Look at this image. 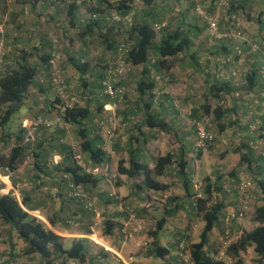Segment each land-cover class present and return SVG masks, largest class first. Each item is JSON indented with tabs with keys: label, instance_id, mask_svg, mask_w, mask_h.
I'll list each match as a JSON object with an SVG mask.
<instances>
[{
	"label": "trees",
	"instance_id": "trees-1",
	"mask_svg": "<svg viewBox=\"0 0 264 264\" xmlns=\"http://www.w3.org/2000/svg\"><path fill=\"white\" fill-rule=\"evenodd\" d=\"M0 1L2 2V10L5 13L7 11L6 1ZM140 1L143 6L142 16L138 20H135L134 23L130 24V26H127L128 23L111 20L110 17L104 16L103 12L107 9L110 11L113 9V12L121 17L130 16L132 13L134 15V0H119L116 3H111L108 0H98L97 5L93 9L92 6L87 9L91 15H88L81 21L77 16L79 6L76 5L75 2L70 3L66 9L67 24L69 27H76L78 25L79 29L76 35L85 46L89 41H94V39H96L103 45L105 50L111 51L115 55L118 53L119 46L121 44L125 45L126 52L124 54V60L132 66H142V71L136 79L138 102L133 105L134 113L142 115L141 123L137 128L138 133H140L139 129L142 126L149 130L169 133L172 129L165 121V116L160 114V111L157 112L158 109L167 106L162 103V101L156 103L154 100V89L157 87V82L155 77L151 74V71H161L168 63V59L186 53L193 44V40L189 36L190 33H194V31L203 32L207 27L194 12V15H191V17L194 18L195 16L194 21L202 23L203 29L199 28V23H195L196 25L194 24V26L183 24L188 17L186 16V12H189L188 9H191V7L192 9L194 8V3L192 1L189 3L190 8H188L186 12L174 14L177 19L173 24L170 22L163 24L162 19L174 11L173 7L175 5L179 6L178 3H173L174 0L165 2L161 0V2H164L162 8H164L165 12L159 11L160 6L156 4L157 0ZM14 2L20 10L16 13L11 11L9 14L10 19H6V22L3 23L5 33L0 34V39L4 38V41L8 40V36L11 32H17L19 34L23 28L22 23L18 20L19 16L24 14L25 8L29 7L31 10H35L40 0H14ZM170 2L172 4H169ZM229 2L233 8L234 1L229 0ZM209 3H211V0ZM54 4L53 2H49L41 5L43 9H46L50 6H55ZM205 4L206 0H203L201 5L208 8L209 6L207 7ZM84 6L85 4H83L82 7ZM56 12L59 13V9L56 8ZM109 16L111 15L109 14ZM136 16H138V12L135 14V17ZM155 24L161 26L160 30L154 29ZM10 47L13 52H10ZM46 47L45 44L41 43L40 45L39 43V45L33 47V49H29L27 45L18 47L16 43L10 44L6 42L4 48L5 52L0 54V67L2 64V68H0V130L2 134L0 135V144L3 142L6 145L11 140L13 141L11 143L13 147L10 148L8 155L3 153L2 150L0 151V166L8 167L12 172L17 170L18 164L22 163L25 158L30 156L33 157L35 159V164L40 160H37L40 156L35 153L37 145L33 144L34 140L25 142L26 123L21 124L22 127H20V130L13 134H11L9 130H5V125L8 124L13 114L19 111L24 105L27 93L31 88L34 87L38 88L40 91H44L43 84L36 82V77L42 71L46 72L50 69L49 59L53 49L46 51ZM217 52L218 48L214 47V52L212 53L217 54ZM34 55H36V58H34L35 62L29 59ZM191 56L195 60V67H197V59L195 56ZM69 61L73 69L76 70L81 77V86L87 88V78L92 77V75L89 74L90 64L85 62L81 57H79V59L69 57ZM106 69L105 67L106 72L102 71L98 75H95V79L98 82L97 87L101 93H103L102 82L108 78ZM109 79H111V77ZM258 79L259 77L256 78L255 72L251 71L246 76V85H244L243 88L241 87V89L245 92L253 89L263 91L264 84H261V82L258 83ZM49 82L51 83L50 75ZM110 82L115 91V97L104 94V99L106 101H109L110 98L118 97L119 91H117V88L123 85L122 80L115 82L111 79ZM207 85L208 92L213 93V97L217 101L215 106L211 108L210 100H205L203 106H201L202 109L207 115L211 113L213 120H215L217 124L218 132H223L229 125L236 127L237 135L240 136V143L233 149V155L237 158L231 170L216 174L214 180L206 176L202 179L200 191L194 192L192 187L194 185L193 177L195 173L190 171V163L185 157L184 149L176 155L178 156L176 168H173V164L176 163L173 162L175 158L173 152H168L164 156H159L153 168H150L146 162L141 160L140 154L142 153L134 148L130 150L129 166L126 167L121 160L117 172L119 175L127 176L137 190L167 191L169 186L155 179V177L164 176L166 172L171 173L174 179L181 183L184 196L180 198L173 197L163 208L161 215L153 219L155 225L147 232L150 236L154 238L157 237L160 232H163L168 219L176 217L179 211L186 210L187 216L190 219L192 216H197L202 220L204 226L198 236L199 240L197 242L190 241L192 229H188V224L184 231L180 229L176 235V246L171 255L169 247L161 246L155 241L150 244V255L156 258L168 257L172 263L177 262L176 264H224V262H226V260H224V262L222 261L227 254H223L222 257L218 258V248H215V250H207L209 235L221 219L223 223L221 231L224 234V232L228 230L230 236L233 237V234L236 233L233 226L238 219H232L228 223H225L227 214L224 204L222 200L215 201L213 199L216 197L215 194L223 192L222 190L225 189V183H228L229 186H233L236 183L240 184V182L243 181V176H251V182L249 184L252 185L253 188L255 187L254 198L258 197L257 200L260 201V204L255 208L257 226L251 231H241L237 240L230 244L226 250L229 251V254L232 253V256L236 258L234 264H241L240 253L253 248V252L256 256L254 264H264V147L261 148L256 142V139L252 137L255 136L257 139L264 138V127L262 126L264 124V116L261 117L262 119L259 118L260 124L258 128L254 131H250V125L255 119L254 114L260 110V107L248 109L244 105L245 100H240L239 103L235 100L232 102L231 107L220 106L219 101L223 99L222 96L226 93L232 94V88L229 85L220 86L218 84H213L210 86L208 84V78ZM165 100L169 101L167 99ZM103 104H105V102L97 103L95 111L100 112L103 108ZM62 105L63 102L60 100V97L56 96L50 106L57 110V114L61 116L64 124L77 127L76 133L80 139V150L84 154V159H87L91 163V168L94 169L101 166L107 160V152L103 148L104 142L99 136L91 138L87 128V125L90 123L92 124L93 107H91L88 102H86L84 106H79L74 103L73 106L67 107L64 112H61ZM155 108L157 109L155 110ZM50 110L51 109L48 107V111ZM128 114L129 112L126 111L124 116L128 117ZM232 115L235 117L234 121H232ZM248 117L252 118L250 122L246 119ZM228 121H230V124ZM39 128H44V130L48 129L43 126ZM206 129H209V125ZM60 137V135L49 137L52 141L58 142L62 150L65 151L66 157H68V162L58 167L61 169V178L58 184L63 186L67 195L69 193V183L83 186L86 190L90 187H96L98 182L101 181L100 176L88 173L85 168L81 167L79 161L75 160L71 157L72 155L69 154L70 149L59 143ZM42 139L43 138H40V140ZM46 139L47 137L44 138L45 141ZM40 140L37 142L40 143ZM201 151L202 150L199 149V152H197L196 159L201 157ZM254 154L261 159L259 163H257ZM170 166H172V169L168 168ZM64 174L68 175V178L64 179L62 176ZM10 179L13 183L12 185L15 187L16 181L13 177ZM30 179L34 181L33 178ZM1 186V189L5 187L4 184H1ZM31 201L28 193L25 192L21 193L20 201L12 195L11 191L0 193V223L3 225L10 224L14 227L17 236L24 243L22 254L24 256L39 255L47 264H52L53 258H62V264L68 260L76 264H83L89 257L85 240L75 239L72 241L69 248H64L62 238L49 229L42 220L32 215L33 211H39V209L37 205L33 206ZM78 201L80 202V200ZM83 206L86 211L90 212L87 213L84 211V214L92 215L90 209L86 205ZM235 214H237V212ZM47 221L50 226H54L55 223L51 218ZM111 225L112 224H109V222H106L104 229L105 234L111 232ZM182 241H184L185 245L184 248L180 250L178 246ZM182 255L189 258L188 262L181 259ZM215 257H217L218 260H216Z\"/></svg>",
	"mask_w": 264,
	"mask_h": 264
},
{
	"label": "rangeland",
	"instance_id": "rangeland-1",
	"mask_svg": "<svg viewBox=\"0 0 264 264\" xmlns=\"http://www.w3.org/2000/svg\"><path fill=\"white\" fill-rule=\"evenodd\" d=\"M5 1L7 6V11L5 13L2 10V2L0 1V34L5 33V27L3 23L6 22V19H10L9 14L11 11L16 13L20 10L14 0ZM97 1L98 0H40V3L35 10H31L29 7L25 8L24 14L18 18V20L23 25L22 30L19 32V34L17 32H11L7 41H4V38L0 39V54L5 52L4 48L6 42L10 44L16 43L18 47H21V45H27V48L29 49H33V47L39 45V43L40 45L43 43L45 46H47L46 51L53 49L57 53V74L55 72V76L59 77L65 82V100H69V98H71L73 100L70 102L71 106H73L74 103L79 106H84L86 102L90 103V106L93 107L94 119L92 118V122L96 128L95 134L102 138L104 142V150L106 152L109 151L113 144H117V147L119 146L121 149L119 153L113 155L112 158L110 157L108 162L106 160L101 166H99L100 168L96 175L104 178V180H102L103 182L99 181L101 185L98 188L106 192H110L112 194V200L117 201L113 207H119L123 210H126L128 220L135 222L136 217L134 218V216L139 214V211L145 207H140L142 204L139 203L131 204L130 202L129 204L128 197H124L127 193L123 194V197L118 196L117 194L115 195L117 182L121 181L117 172L119 162L122 160V163L126 167L129 166L128 162L131 155V149L135 148L137 151L139 150V152L142 153L140 154L142 161L146 162L150 168H153L155 161L159 156H164L168 152H173L175 156L173 162H176L173 164V168H176L178 158L176 155L184 149L185 157L190 163V171L195 173V176L193 177L194 185L192 188L194 192H197L200 191V184L202 179H204L206 176L210 177L211 180H214L216 174L227 172L235 165L237 157L233 155V149L240 143V136L237 135L236 127L229 125L223 132H218L217 124L215 120H213L211 113L207 115L201 107L203 106L205 100H210L211 108L215 106L217 101L213 97V93L208 92L207 77L204 71L207 57L211 54L214 55L212 52H214V47L216 48L217 46L207 38V29L203 32L194 31V33H190L189 36L192 38L193 44L191 47H189L186 53H182L175 58L168 59V63L166 66H164L166 68L163 67L161 71H151V74L155 77L157 82V87L154 89L156 103L162 101V103L167 106L166 108H168L169 112L171 110H177L176 118L165 116V121L169 124L172 131L166 133L158 130H149L142 126L139 129L140 133H138L137 128L141 123L142 115L133 114L129 117H126L124 116V113L126 111L133 112V105L134 103L136 104L138 102L136 79L142 71V66H132L130 63H127V61L124 60V55L119 58L118 53L114 55V53L111 51L105 50L103 45L96 39H94V41H89L86 46L83 45L82 41L76 35L79 29L78 25L76 27H69L67 24L66 9L70 3L75 2L76 5L79 6L77 16L81 21L84 20V18H86L88 15H91L87 9L90 6H92L93 9L97 5ZM108 1L111 3H116L119 0ZM165 1L169 0H164V2ZM174 1L173 3H178L180 7L175 5L173 7L175 13L173 11L168 14V16H165L162 19L163 24H166L167 22L173 24L177 19L174 14H181L190 8V0ZM49 2L55 3V6H50L49 8L43 9L41 4H47ZM209 2L210 0H206L205 6L207 5L208 7ZM83 4H85L84 7H82ZM169 4L172 3L170 2ZM261 6L263 7L262 9H264V0ZM133 7V12L135 14L138 12V16L135 17V14L133 15L132 13L129 16V20L127 21V26H130V24L134 23L135 20H138L142 16L143 6L141 1L134 0ZM56 8L59 9V13L56 12ZM188 10L189 12H186V16L188 17L183 24H190V26H194L195 23H199V28H202V23L194 21L195 16L194 18L191 17V15H194L192 7ZM113 11V9L111 11L109 9L105 10L103 12L104 16L110 17L109 14L111 15ZM252 31L253 33L256 32L254 30ZM255 34L256 36H259L257 35L258 33ZM10 52H13L11 47ZM191 55L195 56L197 59V67H195V60ZM35 56L36 55L29 59L35 62ZM69 57L75 59H79V57H81L85 60V62L90 64L91 70L89 69V74H91L92 77L87 78V88H83L81 86V77L76 72V70L73 69L69 61ZM105 67L107 68L108 81H111V79H113L115 82L120 80L123 81V85L117 88V91L120 92L119 96L116 98H110L109 101L104 99V92L102 91L103 93H101V91L98 89V82L95 79V75L105 71ZM0 68H2V64ZM52 73H54V71L52 70L51 72V70L48 69L46 72L42 71L39 75H37L36 82L43 84L44 91H40L38 88L34 87L31 88L27 93V98L24 105L19 111L13 114L8 124L5 125V130H9V132L13 134L20 130V127H22L21 124L32 121L37 117H42L47 120H54L59 116L60 120L57 121V123L51 128L47 129V133H42L39 130L40 128H38L37 132H35L33 135V144L38 145L37 141H39L40 138L47 137L46 141L51 145L53 144L54 147L59 150L61 147L59 146L58 142L52 141V139L49 137L51 134H56V129H63L66 131V134L64 138L59 140V143L70 149L69 154L72 155L71 157L74 159L79 157L78 160L81 167L85 168V170H91V163L87 159H84V154L80 150V139L76 133L77 127L74 125L64 124L61 116L57 114V110L49 106L54 101V98L58 96L57 88L49 82V75L51 76ZM110 77L111 79H109ZM158 92L159 94H157ZM162 98H164V100ZM165 99L169 101H166ZM103 102H105V104H103L102 110L100 112H96V104ZM48 107L51 109L50 111H48ZM231 117H233L232 121H234L235 117L233 115ZM246 119L248 122L252 120V118L249 117ZM228 123L230 124V121H228ZM196 124H199L205 128L209 125L207 132L211 136V139L205 143V147L202 149V155L199 157V159H196ZM51 131L52 133L50 134ZM142 134L144 135L142 136ZM0 135H2L1 130ZM12 142L13 141L11 140L9 142L10 144L8 143L5 145L3 142L0 144V149L6 155H8V152L12 147ZM56 164L59 165V163ZM36 166L35 159L30 156L25 158L22 163L18 164L17 170L13 172L12 176L16 181L15 187H18L20 194L22 192L27 193L28 191L35 189V184L30 178H33L31 174L33 173V170H35ZM50 166L54 167L55 164L52 163ZM171 167L172 166L168 168L172 169ZM54 172L56 176V183H59L61 178V169L58 168ZM155 179H157V181L160 183L169 186L167 191H160L157 193V202H159V205L155 203L157 209L160 207L162 208L165 205L164 202L167 204V202H169L173 197L180 198L184 196V190L181 186V183L176 181L171 173L166 172L164 176L155 177ZM250 179L251 176L249 175L243 176L242 182L250 183ZM38 180L39 181L36 183L39 185L37 186H41V183H43L42 178L40 177ZM126 180L127 182H131L127 176H125V181ZM1 184L3 183H0V189L2 188ZM45 186L42 184L39 192L36 193L39 199L38 202L41 204L45 201L44 195L46 193L43 189ZM254 188L252 185L245 186L244 184V186L241 187L238 183L233 186H229L228 183H225V189L222 190L223 192L215 194L216 197L213 200H222L227 215L234 214L238 212L240 208L245 207V213L243 218L240 219V222H244L248 227L250 225L249 222H251L255 208L258 206L257 200L254 198ZM79 190L83 195V200L82 198H72L70 192L68 195H64L67 200L74 201L78 205L74 208L75 212H72L71 210L69 214L63 213V217H65L64 220L66 221L67 219V225L71 226V228L73 227V230H78L80 227V219H82L83 225H88L89 223L91 226L89 239L92 241V243H94L93 240H95L98 243L103 244V241L96 237L95 233L100 231L104 234L106 222H110L108 216H103L104 214L101 216L96 215L101 206H98L95 203V196L92 194L93 188L90 187L86 190V188L80 186ZM8 191L9 186H5L0 190V193H7ZM146 198L148 197L146 196ZM78 200H80V202ZM143 200H145V198H143ZM149 200L153 201L152 197H150ZM83 205H86L90 209L92 215L87 214V217L82 216V213H85L84 211H86ZM103 206H105V204ZM76 210L79 212L76 213ZM86 212L90 213L88 211ZM161 213L162 210L157 212V217H159ZM35 214L39 217L36 215L34 216L42 220L49 228L47 220L51 218V214H47V212L44 210H41L39 214ZM175 218L178 220L176 225L178 223V227H182L181 230L183 231L189 224L188 229H192L190 234L191 242L194 240H199V232H201L203 229L202 228L200 231V228H198L197 222L202 221L200 218L192 216L190 219L187 216L186 210L180 211L178 217ZM124 220L127 219L124 217ZM175 221L176 220L173 222L175 223ZM154 225V222L150 221L148 223L147 229H144V227H139V225H132L134 229L125 230L124 236H126L127 240H133L135 237L137 238V235H140V233L145 234V231L148 232V230ZM166 227L167 226H165L163 231H167ZM179 230L176 232V235L178 234ZM117 231L118 230H116V232ZM192 233L197 235L193 237ZM128 235H130L129 238ZM221 238H224L223 232L221 235H219V242ZM237 238L238 232L233 234V237L231 236V241L229 244L234 243ZM144 240V242L148 243L146 238H144ZM23 247L24 243L17 236L14 227L10 224L3 225L0 223V264H47L45 260H43L39 255L24 256L22 254ZM66 247H69V244H67ZM223 253L227 254V256L222 262L226 260V264L235 263L236 258L232 256V253L229 254V251H227L225 247H223ZM240 255L243 256L241 258V264H254V252L251 248L246 252H241ZM62 261V258H53L52 264H62ZM72 263L73 262L71 260H68L65 261L64 264Z\"/></svg>",
	"mask_w": 264,
	"mask_h": 264
},
{
	"label": "crops",
	"instance_id": "crops-1",
	"mask_svg": "<svg viewBox=\"0 0 264 264\" xmlns=\"http://www.w3.org/2000/svg\"><path fill=\"white\" fill-rule=\"evenodd\" d=\"M233 1L239 9H242L243 11L246 12L247 16H252V21H255V18H254L255 16H261L264 21V9H262L263 7L261 6L263 3V0H233ZM160 2L161 0L156 1V4L160 6L159 11L165 12L164 8H162V4H164V2H161V4ZM254 31L256 32L252 34L253 37L255 36V37L260 38L261 35H263L264 37V22H259L258 28L256 29L254 28ZM255 33H258L257 35L259 36H256ZM157 94H159V92ZM164 98L162 99L164 100ZM154 100L156 101V98H154ZM156 109L157 108H155V110ZM157 112H159L163 116H169L171 118L177 117V110H171L169 112L168 108L166 107L158 109ZM133 114H135L134 111L132 113L129 112L128 117ZM93 117L94 116H92V118ZM262 126L264 127V124ZM87 128L90 132L89 135L91 138L98 136L97 134H95L96 128L93 122L92 124L90 123L89 125H87ZM40 131L44 133L47 130H44L42 128L40 129ZM55 131L59 133V134L56 133V135L58 136L60 135L61 136L60 138L65 137V134H66L65 130L59 128V129H56ZM51 133L52 131L50 132V134ZM56 135L52 134L51 136L54 137ZM252 137L256 139V142L259 144L261 148L264 147V138L257 139L255 136H252ZM52 145L46 142L43 138L42 140H40V143H38L37 147L35 148V153H37L40 156V158L37 159V160L40 159L39 162L36 164L37 168H35V170H33V173L31 174V176L34 179L33 182L35 184V189L28 191L27 193L30 199L32 200L31 203L33 204V206L37 205L39 209V211H33L32 212L33 215H36L35 213L39 214L41 210H44L45 212H47V214H51V219L54 221L55 224L53 227L49 225V229H51L53 232H55L57 235H59L62 238V244L64 248H69L71 246L72 241L75 238L85 240V243L87 244V249H88L87 253L89 257L86 259V261L83 264H176L177 263V262L172 263L171 260L168 259V257L156 258L150 255V251H149L150 244L153 241H155L159 243L161 246L169 247L170 255H171L172 251L174 250L176 246V238H175L176 232L182 228V227H178V223L176 225V222H178V220L175 217L168 219L167 224H166L167 231L161 232L160 234H158L159 236L157 235V237L155 238L150 236L146 231L144 232L145 234L140 233V235H137L138 236L137 238L135 237L133 240L130 239L131 241L127 240L126 236H124L125 230L134 229L132 225H139V227H144V229H147L149 221L154 222L153 219L157 217L156 213L163 210V207H165L168 204V202L167 204L164 202L165 205L162 208L160 207L157 209V207L155 206V203L159 205V202H157L158 198L156 196H157V193H159L160 191L135 190L132 182L130 181L127 182V180L125 181V175L118 174V177L121 181L117 182V188H116L115 195L117 194L118 196L123 197L124 196L123 194L127 193L125 194L124 197H128L129 204L130 202L131 204L139 203V204H142L140 207L142 206L145 207L139 211V214L141 216L139 214L136 215L135 222L128 220L126 210H123L122 208H119V207L118 208L113 207L117 201L112 200L111 198L112 194L110 192H106L98 188L101 185L100 182H103L102 180H104V178L100 177L101 181L97 184L96 187H92L93 188L92 194L95 196V203L98 206H101L99 211H97L96 215L101 216L102 214H104L103 216H108V219L110 221L109 224H112L111 225L112 230L109 234H105V233L103 234L100 231L95 233L96 237H98L100 240L103 241V244H100L95 240H93L94 243H92V241L89 239V234L91 233L90 232L91 226L89 225V223L88 225L87 224L83 225L82 219L79 220L80 227L78 228V230H73L72 229L73 227L71 228V226L67 225L66 221L64 220L65 217H63L64 216L63 213L69 214L71 210L72 212H75L74 208L75 206H78V205L74 201L67 200L64 197V195L66 194L65 189L63 188V186H60V184L56 183V176H55L54 171L58 169L59 165L63 163H67L68 157H66V153L64 150H62V148L58 150L54 147V145L53 146ZM120 150L121 149L119 148V146L117 147V144L115 145L113 144L112 147L109 149V151H107V162L110 159V157L112 158V156L115 155L116 153H119ZM254 156H255L257 163H259L261 159L256 154H254ZM52 163L55 164L54 167L50 166ZM56 163H59V165L57 166ZM40 177L42 178V182H43L42 184L44 186L46 185L43 188L46 194L44 195L45 201L42 204L38 202L39 199L36 194L39 192L40 187L42 186V185L37 186L39 184L36 183L37 181H39L38 179ZM7 181L10 182L12 185L11 179H8ZM146 196L148 198H146ZM150 197H152L153 201L149 200ZM143 198H145L146 201L143 200ZM255 199L257 200L258 197H255ZM104 204L105 206H103ZM257 204L258 205L260 204L259 200H257ZM78 212L79 211L76 210V213ZM179 213L180 211L176 214V217H178ZM82 216L87 217L88 215L82 213ZM124 217L127 220H124ZM174 220H176L175 223L173 222ZM251 222H249L250 225L247 227L246 224L242 221L240 222V219H239L237 220L236 224H234L233 229L236 233L238 232V235L240 234L241 231H251L252 229H254L257 226L256 220H255V211L252 216ZM197 224H198V228H200V231H201V229L204 226V223L202 221H198ZM222 224L223 223L220 219L218 223L216 224V226L212 229L209 235V242L207 246V250H213V249L215 250V248H218V253H219L218 258L222 257L224 254L223 248L221 247V243L219 242V235L222 234V231H221ZM153 227L154 226H152V228ZM116 230L118 231L116 232ZM194 233H192L193 237L197 235ZM144 238L147 239L148 243L144 242L145 241ZM197 241L198 240H194L193 242H197ZM67 244H69V247H66ZM251 249L253 250V248ZM242 257L243 256L240 255V258ZM215 258L216 260H218L217 257ZM255 258L256 256L254 253V259ZM72 264H76V263L73 262ZM224 264L226 263L224 262Z\"/></svg>",
	"mask_w": 264,
	"mask_h": 264
},
{
	"label": "built area",
	"instance_id": "built-area-1",
	"mask_svg": "<svg viewBox=\"0 0 264 264\" xmlns=\"http://www.w3.org/2000/svg\"><path fill=\"white\" fill-rule=\"evenodd\" d=\"M190 1L194 3V14L198 16L207 27L208 39L213 42V44H216V47L218 48L217 54H211L207 57V62L204 67L206 77L208 78V84L210 86L213 84H218L220 86L229 85L232 88V94L226 93L222 96L223 99L219 101L220 106L231 107L233 101L237 100V103H239L240 100H245L244 105L248 109H256L257 107H260V110L254 114L255 119L250 125V131L256 130L260 124L259 118L264 116V90L258 91L253 89L245 92L241 87L243 88V86L246 85V76L251 71L255 72L256 78L259 77L258 83L261 82V84H264V38H262L263 35H261V38L253 37L252 35V30L258 28V23L264 22L263 18L261 16H255V21H252V16H246V12L239 9L235 3L232 8L229 0H211L208 8L201 5L203 0ZM110 19L115 22L127 23L129 16L121 17L117 13L112 12ZM160 28L161 26L154 25V29L160 30ZM125 52L126 47L124 44H121L118 48L119 58H121ZM57 59V53L53 50L49 59L50 70L51 72L52 70L54 71L50 76L51 84L57 88V94L63 102L61 112H64L67 107H71L70 102L73 100L71 98L65 100L66 91L64 81L55 76V72L57 74ZM102 86L104 94H108L110 97H115V91L110 81L104 80ZM59 120V116L54 120L37 117L32 121L26 122L25 142L33 139V135L37 132L40 126L49 129ZM195 128L197 137L196 151L198 152L199 149L202 150L205 147V143L211 139V136L208 134L205 127L196 124ZM75 159L78 160L79 157ZM99 168L100 167H96L86 171L88 173L96 174L99 171ZM12 175L13 172L10 171L8 167L0 166V183L9 186V191H11L12 195L20 201V190L18 187L12 186L11 183L7 181L13 177ZM63 178H68V175L64 174ZM244 184L245 186L250 185L249 182H240L241 187L244 186ZM68 188L72 198H82L83 200V195L79 190L80 185L69 183ZM245 209L246 208L243 207L237 212V214L226 215L225 223H228L232 219L237 218L239 220L243 218ZM129 236L130 235H128V238ZM230 241L231 236L227 230L224 232V238L220 239L221 247H225L226 249V246L228 247L230 245ZM184 245L185 243L182 241L178 246L179 249L182 250ZM181 259L188 262L189 258L182 255Z\"/></svg>",
	"mask_w": 264,
	"mask_h": 264
}]
</instances>
